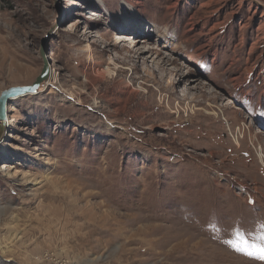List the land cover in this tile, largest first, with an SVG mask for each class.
<instances>
[{
  "label": "rangeland",
  "instance_id": "374dc122",
  "mask_svg": "<svg viewBox=\"0 0 264 264\" xmlns=\"http://www.w3.org/2000/svg\"><path fill=\"white\" fill-rule=\"evenodd\" d=\"M43 47L0 122V264H262L224 241L264 223V0H0V95Z\"/></svg>",
  "mask_w": 264,
  "mask_h": 264
},
{
  "label": "water",
  "instance_id": "95a60500",
  "mask_svg": "<svg viewBox=\"0 0 264 264\" xmlns=\"http://www.w3.org/2000/svg\"><path fill=\"white\" fill-rule=\"evenodd\" d=\"M45 49H41V56L43 58L44 66L40 76L35 80L31 86H17L11 87L7 90H4L0 95V122L2 123L1 133L6 125L7 119V106L11 103L12 100H15L20 97H26L29 95L37 94L42 86L50 78V64L45 58Z\"/></svg>",
  "mask_w": 264,
  "mask_h": 264
},
{
  "label": "snow or ice",
  "instance_id": "6c2138e0",
  "mask_svg": "<svg viewBox=\"0 0 264 264\" xmlns=\"http://www.w3.org/2000/svg\"><path fill=\"white\" fill-rule=\"evenodd\" d=\"M259 232V236H249L241 230H236L234 239L226 240L224 243L234 251L259 260L264 264V223L259 225Z\"/></svg>",
  "mask_w": 264,
  "mask_h": 264
},
{
  "label": "bare ground",
  "instance_id": "6f19581e",
  "mask_svg": "<svg viewBox=\"0 0 264 264\" xmlns=\"http://www.w3.org/2000/svg\"><path fill=\"white\" fill-rule=\"evenodd\" d=\"M88 52H89V59L90 60H92L93 58V56H92V54L90 53L91 51H90V48L88 47ZM88 55V54H87ZM139 59V58H138ZM47 60V59H46ZM90 62H92V61H90ZM189 67V66H188ZM105 75H107L109 78H114L115 76L117 77L118 76V74H117V72H116V69L115 70H113V69H110V68H107V71H106V74H104V75H101L102 77L103 76H105ZM53 78H54V71H53V69L51 68V70H50V78L48 79V81L42 86V90H47L50 86H52L53 85ZM55 80V79H54ZM11 110V107H7V114H8V111H10ZM8 116V115H7ZM55 213H58V211H55ZM189 242H190V240H189ZM199 243H200V245H202L203 243H205L204 241H199ZM198 248H200V247H198ZM214 250V249H213ZM206 253H208V252H206Z\"/></svg>",
  "mask_w": 264,
  "mask_h": 264
}]
</instances>
